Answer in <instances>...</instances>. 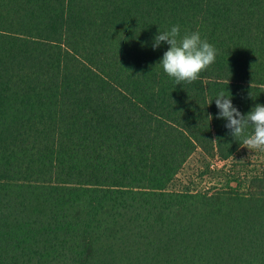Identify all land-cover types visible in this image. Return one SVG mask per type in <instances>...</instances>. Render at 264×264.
I'll return each instance as SVG.
<instances>
[{
    "label": "trees",
    "instance_id": "obj_1",
    "mask_svg": "<svg viewBox=\"0 0 264 264\" xmlns=\"http://www.w3.org/2000/svg\"><path fill=\"white\" fill-rule=\"evenodd\" d=\"M177 24L216 49L179 85ZM221 92L264 104V0H0V264H264V151ZM196 151L217 186H178Z\"/></svg>",
    "mask_w": 264,
    "mask_h": 264
},
{
    "label": "clouds",
    "instance_id": "obj_2",
    "mask_svg": "<svg viewBox=\"0 0 264 264\" xmlns=\"http://www.w3.org/2000/svg\"><path fill=\"white\" fill-rule=\"evenodd\" d=\"M162 42H166L170 47L164 52L159 63L163 71L174 78L177 85L198 80L200 73L216 59L215 47L206 39H202L199 31L181 35L178 24L170 30L159 31L154 37L153 48H158ZM215 103L219 109L217 118L227 121L225 126L231 130L235 139L243 137V147L250 151H264V104L255 105L245 115L233 105L231 97L225 96L223 92L215 98ZM249 125L252 126V132L245 135Z\"/></svg>",
    "mask_w": 264,
    "mask_h": 264
},
{
    "label": "rangeland",
    "instance_id": "obj_3",
    "mask_svg": "<svg viewBox=\"0 0 264 264\" xmlns=\"http://www.w3.org/2000/svg\"><path fill=\"white\" fill-rule=\"evenodd\" d=\"M213 163L206 171V162L209 161ZM232 166V161H221L216 157H212L210 155H204L200 151H196L186 162L182 170L178 175V186H190L196 187V189L206 188V187H214L218 185V181L222 177L223 171L222 168L229 169ZM205 169V172H203ZM238 170V166H237ZM233 185H237V182H233ZM252 187L255 188V185H251V183H246L243 187L244 190ZM260 186V185H259ZM259 188V187H258ZM257 188V189H258ZM264 188V187H263ZM262 188V189H263ZM257 189L253 190L256 191Z\"/></svg>",
    "mask_w": 264,
    "mask_h": 264
}]
</instances>
